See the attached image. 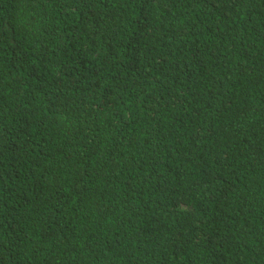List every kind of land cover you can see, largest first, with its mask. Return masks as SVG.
Returning <instances> with one entry per match:
<instances>
[{
    "label": "trees",
    "instance_id": "trees-1",
    "mask_svg": "<svg viewBox=\"0 0 264 264\" xmlns=\"http://www.w3.org/2000/svg\"><path fill=\"white\" fill-rule=\"evenodd\" d=\"M0 264H264V0H0Z\"/></svg>",
    "mask_w": 264,
    "mask_h": 264
},
{
    "label": "clouds",
    "instance_id": "clouds-1",
    "mask_svg": "<svg viewBox=\"0 0 264 264\" xmlns=\"http://www.w3.org/2000/svg\"><path fill=\"white\" fill-rule=\"evenodd\" d=\"M43 117H44V114L43 115H40L39 116V119H38V122L41 121L43 119ZM44 131H45V128L44 129H39V142H41L40 141V137L42 136V134L44 133Z\"/></svg>",
    "mask_w": 264,
    "mask_h": 264
}]
</instances>
